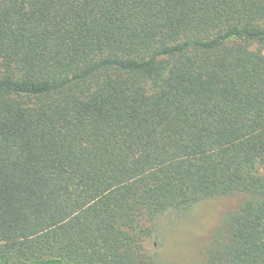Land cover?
<instances>
[{"label":"trees","instance_id":"1","mask_svg":"<svg viewBox=\"0 0 264 264\" xmlns=\"http://www.w3.org/2000/svg\"><path fill=\"white\" fill-rule=\"evenodd\" d=\"M264 0H0V264H163L155 217L243 194L201 264H264Z\"/></svg>","mask_w":264,"mask_h":264},{"label":"rangeland","instance_id":"2","mask_svg":"<svg viewBox=\"0 0 264 264\" xmlns=\"http://www.w3.org/2000/svg\"><path fill=\"white\" fill-rule=\"evenodd\" d=\"M264 52V46L254 45ZM264 176V160L257 163ZM244 201L243 194L206 199L184 210H168L152 222L150 235L144 239L147 254L163 264H201L205 251L222 221Z\"/></svg>","mask_w":264,"mask_h":264}]
</instances>
